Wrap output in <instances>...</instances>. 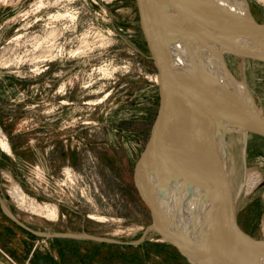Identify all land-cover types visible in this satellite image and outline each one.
I'll return each instance as SVG.
<instances>
[{"label":"rangeland","instance_id":"obj_1","mask_svg":"<svg viewBox=\"0 0 264 264\" xmlns=\"http://www.w3.org/2000/svg\"><path fill=\"white\" fill-rule=\"evenodd\" d=\"M239 1L264 24V0ZM224 61L264 117V62ZM159 105L136 0H0V142L11 151L0 145V206L39 249L94 264H193L151 229L136 187ZM226 146L238 224L264 240V139Z\"/></svg>","mask_w":264,"mask_h":264},{"label":"water","instance_id":"obj_2","mask_svg":"<svg viewBox=\"0 0 264 264\" xmlns=\"http://www.w3.org/2000/svg\"><path fill=\"white\" fill-rule=\"evenodd\" d=\"M136 3L140 28L160 86L157 116L135 170L137 190L153 218L151 229L181 250L193 264H264V240L241 229L235 191L226 188L231 175L226 158L227 138L252 134L264 139V117L252 100L245 104L233 92L211 86L192 62L182 64L177 46L186 49L188 60L190 46L216 52L226 74L232 77L224 61L227 54L264 62V24L250 12L241 14L216 0ZM212 144L216 146L213 153ZM218 152L222 157H218ZM172 178L189 179L200 188L207 210L195 231L199 238L195 236L204 251L195 245L196 241L192 244L182 236H173V228L161 216V205L168 203L174 192L176 182ZM165 180H170L166 186ZM177 183L182 197L188 196L184 183ZM3 209L12 217L5 206Z\"/></svg>","mask_w":264,"mask_h":264},{"label":"bare ground","instance_id":"obj_3","mask_svg":"<svg viewBox=\"0 0 264 264\" xmlns=\"http://www.w3.org/2000/svg\"><path fill=\"white\" fill-rule=\"evenodd\" d=\"M216 1L222 6L234 10L236 12H239L241 14L249 13V8L247 9V11H244L242 9L241 4H239L240 3L239 0H216ZM177 46H179L178 48H180L181 50V53L179 54V59L182 64L192 62L191 65L196 70L200 71L202 74H204L207 77L206 79H208V82L211 86L227 89V91L231 93L233 92L245 104H249L251 99L246 92V88L243 85H240L236 81H234L230 75L226 74L222 59L220 58L219 54L211 50H198L190 46L187 48V53L189 54L188 57H190L191 59L188 60L186 55V49L181 48L180 44ZM0 145L6 152H11L7 142L1 141ZM214 147H216L214 144H212L210 147L213 148L212 153L213 150L214 152H216ZM210 153H211V149H210ZM215 155H217V153H215ZM218 157H222L221 152H218ZM177 167H180L179 164H177ZM178 169L181 170L182 168H178ZM231 178L232 177L230 175L228 177L229 183H226V185H228V187L226 188L230 191L235 190V186ZM168 181L170 180H165V186L167 185ZM171 181L176 182L173 189L175 193L173 192L169 196V198L167 197L169 199L168 203L164 202L161 205V212H162L161 216L165 219L164 221L167 222V225H169V227L173 229H171L172 231L167 228L165 229L169 233L173 232V236L178 237V239H180L179 237L182 236V238H184L187 242H191L192 244L195 243L192 241H196L195 245L201 247L202 251H204L201 242L197 240L199 237L196 235L197 233L195 232L202 223L201 221L205 217V212L207 210V206H206L207 204H204V201L201 198L202 196L200 193L201 192L200 188L199 186H197L196 183L190 181L189 179L180 178V180L177 181V178L176 180L172 178ZM177 182L184 183L182 186L189 191L188 192L189 194L187 193L188 196L182 197L181 194L183 192L179 189V183ZM248 182H249L248 190H251L255 184V178L253 179V177H251ZM185 189L184 192H186ZM205 221H207V219H205ZM188 237L189 238L191 237L192 240H189Z\"/></svg>","mask_w":264,"mask_h":264},{"label":"crops","instance_id":"obj_4","mask_svg":"<svg viewBox=\"0 0 264 264\" xmlns=\"http://www.w3.org/2000/svg\"><path fill=\"white\" fill-rule=\"evenodd\" d=\"M37 241V233L16 224L0 206V264H94L95 256H63L62 251L60 256H52L39 249ZM61 241L64 239L54 238L50 243L57 247Z\"/></svg>","mask_w":264,"mask_h":264},{"label":"flooded vegetation","instance_id":"obj_5","mask_svg":"<svg viewBox=\"0 0 264 264\" xmlns=\"http://www.w3.org/2000/svg\"><path fill=\"white\" fill-rule=\"evenodd\" d=\"M254 209H255V206H254ZM255 217V216H254ZM254 217H252V218H250L251 219V222L253 223V221H255L254 219ZM239 223H240V221H239ZM251 226V230L249 229V228H247L246 226H243L241 223H240V227H241V229L243 230V231H245L246 233H248L250 236H252V237H255V234L253 233V227H254V225L253 224H251L250 225Z\"/></svg>","mask_w":264,"mask_h":264}]
</instances>
